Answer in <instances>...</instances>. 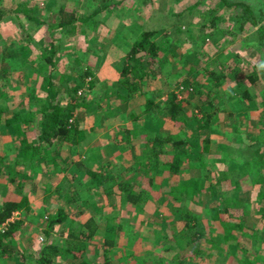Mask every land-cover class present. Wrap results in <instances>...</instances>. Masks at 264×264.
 Segmentation results:
<instances>
[{
	"label": "rangeland",
	"instance_id": "374dc122",
	"mask_svg": "<svg viewBox=\"0 0 264 264\" xmlns=\"http://www.w3.org/2000/svg\"><path fill=\"white\" fill-rule=\"evenodd\" d=\"M194 1L0 0V6L11 11L0 21V54L5 51L0 56V159L7 162L12 155L19 157L16 140L21 136L6 123L14 110L22 117L34 113L25 127L36 141L42 119L37 102L44 95V74H52L64 103L71 96L87 103L75 109L73 116L83 121L85 139L79 144L55 140L54 153L60 155L53 158V166L50 163L49 169L34 171L22 159L16 163V170L24 174L20 175L22 182L11 181L8 168L0 172L1 205L20 195H27L31 202L27 212L13 214L23 223L6 239L11 250L0 252V264H41L21 255L31 250L37 257L46 243L61 245L51 254L52 264L76 263L79 259L65 249L67 231L72 225L84 224L80 227L89 232L91 220L96 228L83 237L86 247L80 255L88 264L107 260L112 264H264V240L260 243L257 237L264 226V202L259 200L264 180H256L243 164L248 156L264 152V43L260 48L240 41L253 36L264 19L239 34L231 21L222 20L204 37L200 11L205 7L192 12L186 9L182 16L172 14L180 3ZM209 2L207 6L230 15L229 7L218 0ZM247 2L256 8L264 0ZM62 6L78 15L99 11L86 23L76 21L73 29L51 27L61 19ZM146 29H157L155 38L170 30L173 42H164L165 50L153 60L145 55L150 63L143 82L131 91L122 81V69L134 40ZM53 45L57 48L50 63L46 53ZM87 69L92 76L86 74ZM213 69L222 71L218 82L208 74ZM192 77L213 84L210 96L206 94L209 105L187 91L188 86L193 92ZM172 93L185 96L183 111L197 120L176 122L170 117L166 103ZM205 113L211 115L208 124L198 126L202 123L198 117ZM175 130L185 140L188 153L177 172L164 169L178 150L166 139ZM11 145L15 147L11 149ZM146 156L156 157L158 165L142 164L141 160L149 163ZM87 167L102 169L106 178L93 187ZM261 167L264 171V163ZM223 169L235 173L241 187L235 185L233 176L229 178L226 195L237 201L220 206L217 191L200 177ZM147 174L156 175L152 185L144 179ZM198 180L205 184L191 198L170 195L171 183ZM122 182L133 185L135 192L147 193L132 203L119 185ZM182 205L205 224L201 239L173 213V208ZM215 205L221 214L217 217L208 212ZM60 207L67 217L47 235L50 215ZM222 219L229 223L230 238L224 237Z\"/></svg>",
	"mask_w": 264,
	"mask_h": 264
},
{
	"label": "trees",
	"instance_id": "16d2710c",
	"mask_svg": "<svg viewBox=\"0 0 264 264\" xmlns=\"http://www.w3.org/2000/svg\"><path fill=\"white\" fill-rule=\"evenodd\" d=\"M146 1V0H145ZM181 1V0H180ZM219 3L229 7L228 11L230 9V15L226 17L228 12L218 11L213 6H207L210 4L209 0H195L192 4L185 5L184 3H180V6L176 10V13L172 11V14L177 16H182L184 14V10H189V12H192L194 8L198 6L205 7L200 11V15L203 17V23L202 26V35L204 34L208 35L209 33H213L214 28L217 26L219 22L222 20L228 19L231 21L234 32L237 31L239 33H246L248 30H252L254 26L260 24L259 22L264 19V2H261L262 4L259 5L256 8H253L252 3H248L247 0H218ZM261 1V0H259ZM255 9V10H254ZM99 9L85 14V15H78L77 11L74 10H66L64 6L60 8V17L61 19L59 22L51 23V27L56 26H65L67 29H73L74 23L78 20L82 21L83 23L88 22L90 19L94 18V16L98 13ZM8 9H6L5 6H0V21L5 18V15L9 14ZM33 18H36L32 16ZM38 20L39 17L37 18ZM167 26V25H166ZM207 26L210 27V30H207ZM252 26V27H251ZM167 27H165L166 29ZM157 29H146L143 30L138 37L134 40V43L131 46V49L128 54V61L123 65L122 69V75H123V82L127 84L128 88L131 91H136L139 87V83H142L143 81H140L145 76V67L150 63L148 59H145V55L148 54L150 57V60H153L155 56L159 53L165 50V47L163 45L164 42H173V37L171 34V31H164L163 34L159 38H155L154 35L157 33ZM205 32V33H204ZM254 34L252 36V33L249 35V38H241L242 44H251L254 46H260L262 48V44L264 43V22L256 28L255 31H253ZM52 49L48 50L46 53L47 62L53 63L54 60V53L56 52V46L53 45L51 47ZM141 52L139 55L138 53ZM5 51H2L0 56H4ZM163 62V61H162ZM169 62V61H167ZM45 71V70H44ZM262 74L264 76V66L261 68ZM86 74L89 76L91 75L90 69L86 70ZM220 72V73H217ZM221 70L215 71L213 69L212 71H208V74L211 76L212 80L215 82H218L221 78ZM252 76V75H250ZM44 81H42L44 95L42 97H38L37 104L39 105V108L41 109L42 113V119L40 121L39 125V131L36 136V141H32L27 134V128L25 127L26 122L30 123L34 119V113H31V115H28L29 117H22V114L18 110H14L12 113V116H9L6 119V123H11L12 130L17 133V136H21L20 139L16 140L18 144L20 145V152L16 153L19 155V157H16L14 159L13 155L9 158V161H3L0 159V172L4 171L6 168L11 170V173H9V179L13 182L16 180L22 182L20 179V175L23 177V173L16 170V163L21 162L22 159H26L29 161L27 163L32 170H46L49 169L51 164L53 166V158L60 155V152L54 153L55 147L52 145H55V140H68L72 143H81L85 137L87 130L85 127L82 126V120L74 119V112L75 109L79 108L82 104L86 101H83V99H76L75 96H71L69 101L67 103L63 102V99L60 95L58 85L54 81V77L52 74H44L43 76ZM95 76L91 78V84H95ZM189 83V82H187ZM220 83V82H219ZM184 84H186V81H184ZM191 90L187 88V91L191 94V96H194L196 94L199 99L205 100V104L209 105L208 102H210L208 99H206V94H208V91H210V88L213 86V84H210L204 82L199 77L193 78L190 81ZM77 86V85H76ZM208 87V88H207ZM193 93V95H192ZM248 94V92H247ZM76 95V94H75ZM78 95V94H77ZM76 95V96H77ZM79 96V95H78ZM210 96V95H209ZM84 98V97H83ZM185 96L179 97L176 93H172L171 97L168 99V102L166 103L167 112L170 115V117L176 121L180 122L185 119L192 120L195 118L197 120L196 116H188L183 111V101ZM151 102V100H149ZM203 105V104H202ZM100 107V105L98 106ZM203 109L205 111V108L203 106ZM95 111V110H94ZM211 117L210 114L205 113L202 117H198L199 120L202 121V123H199L198 126H206V123L208 124V119ZM25 118V119H22ZM176 132V130H175ZM166 139H170L173 141V143L178 148L177 152H175L174 159L171 162L166 163L165 170L170 169L175 172H177L181 165L182 157L188 155L187 151L184 148L185 140L176 132V134H171L170 136L166 137ZM184 141V142H183ZM14 144V143H13ZM11 149L15 146L11 145ZM250 148V147H249ZM156 153L159 152L155 151ZM148 158L149 163L141 160L140 162L142 164H145L148 166L149 164H152L151 166H157L158 160L156 157L146 156ZM49 163V164H48ZM51 163V164H50ZM264 163V152H258L257 154L248 156V159L243 161V164L248 167L251 174L256 178V180L262 182L264 180V171H262L261 164ZM80 164V163H79ZM26 166V165H25ZM100 168V167H99ZM163 169V168H161ZM135 171V170H134ZM86 172L90 173L93 176V181L91 184L93 187L96 184H100L103 182V179L106 178V175L101 174L102 169H95L93 170L91 167L86 168ZM148 175V176H147ZM144 176V179L147 181L149 185H152L154 182V178L156 175L147 174ZM233 176L235 185L240 188L241 182L239 179H237L235 173H231L230 171L223 169L219 174L217 172L215 174H208L204 173L202 174V177H200V180L208 181L209 185L214 188L215 191H217L218 196L221 197L220 199V206H224L226 204L225 202L229 203L233 199L232 197H229L226 195L225 192V185H227V180ZM134 183V182H133ZM135 184V183H134ZM204 182L201 181H189L187 183H177L172 184L170 187V195H173L175 197L179 198H191L194 194L198 193L201 188H203ZM119 185L122 187L124 192L127 194V198L132 203H136L142 200L145 190H141L140 192L134 191V186L126 182L119 183ZM92 188V186H91ZM147 193V192H146ZM74 197V196H73ZM71 195H69L68 198H73ZM259 200L263 199L264 202V190L260 191L259 193ZM223 199V200H222ZM233 202H230L229 205H231ZM237 203V202H236ZM219 206V205H218ZM218 206H212L211 208H208V212H211L210 215H213L214 217H217L218 215H221L218 211ZM30 207V200L27 195H20L17 198L8 199L4 203L3 206H0V224L6 222L8 219L13 217V214L15 211H19L21 213L27 212ZM261 209L263 211L264 216V205L261 206ZM173 213H175V216H177V219L182 226H186L188 228H191V233L194 235L195 238L201 239L206 234V226L203 222L200 221V219L194 214L193 211H191L190 208H188L185 205H182L180 207L173 208ZM177 214V215H176ZM67 217L66 211L64 208L60 207L55 213L50 215V220L48 221V226L46 229V234L50 235L51 230L53 226L57 222H63L65 221ZM175 221V220H173ZM223 225H225V232L224 237L230 238L231 234L229 232L230 227L229 223H227L224 219L221 220ZM176 222V221H175ZM23 223V220L21 218L19 219H13L8 222V225L4 231H0V251H7L8 250V241L7 238H10L12 234H15V231L18 229L19 226H21ZM91 226L89 227V232H84L80 226H84V224H79V226H70V229L67 231V246L66 250L68 252H71L75 259H79L78 262L73 264H88L87 258H81V253L86 247V243L83 239V237L90 236L96 228V225L94 224V220H91L90 222ZM87 233V234H86ZM163 234L166 235V232L163 230ZM258 240L260 243H263L264 240V226L261 229V232L257 234ZM61 245L58 244H52V243H46L44 247L41 249L46 255H43L40 258L41 264H52V256L51 254H55L58 252V248ZM48 253V254H47ZM103 264H112L110 260H107Z\"/></svg>",
	"mask_w": 264,
	"mask_h": 264
},
{
	"label": "crops",
	"instance_id": "0c3cea01",
	"mask_svg": "<svg viewBox=\"0 0 264 264\" xmlns=\"http://www.w3.org/2000/svg\"><path fill=\"white\" fill-rule=\"evenodd\" d=\"M179 183H181V182H179ZM173 184H177V182L176 183H173ZM29 200H30V198H29ZM5 203V202H4ZM31 203V202H30ZM3 205V204H2ZM1 204H0V206H2ZM15 232H17V230L15 231ZM12 235H14V234H12ZM11 238V237H10ZM11 250V248H9L8 247V250L7 251H10ZM1 252V251H0ZM6 252V251H5ZM43 255H46L43 251H40V254L37 256V257H35L34 256V253H33V251H31V250H29V251H27V252H24V254L23 255H21V257H32V258H36V259H38V261L40 260V258L43 256ZM20 262L21 261H23V260H19ZM18 262V261H17ZM7 264H12L10 261H7Z\"/></svg>",
	"mask_w": 264,
	"mask_h": 264
},
{
	"label": "built area",
	"instance_id": "2783aa9c",
	"mask_svg": "<svg viewBox=\"0 0 264 264\" xmlns=\"http://www.w3.org/2000/svg\"><path fill=\"white\" fill-rule=\"evenodd\" d=\"M13 219H14V217H11V218L8 219L6 222L0 224V231H4V230L6 229V227H7V225H8V222H9L10 220H13Z\"/></svg>",
	"mask_w": 264,
	"mask_h": 264
}]
</instances>
